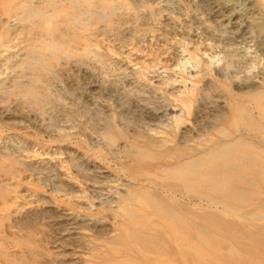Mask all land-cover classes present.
Returning <instances> with one entry per match:
<instances>
[{"label": "rangeland", "instance_id": "rangeland-1", "mask_svg": "<svg viewBox=\"0 0 264 264\" xmlns=\"http://www.w3.org/2000/svg\"><path fill=\"white\" fill-rule=\"evenodd\" d=\"M181 237L264 264V0H0V264Z\"/></svg>", "mask_w": 264, "mask_h": 264}, {"label": "bare ground", "instance_id": "bare-ground-1", "mask_svg": "<svg viewBox=\"0 0 264 264\" xmlns=\"http://www.w3.org/2000/svg\"><path fill=\"white\" fill-rule=\"evenodd\" d=\"M182 238L183 237H181V239H178L179 241L175 240L172 243H170V247H169L170 248L169 255L171 257V260L177 264H190V261L197 262L198 264H250V262L252 263L253 261L256 262V255H258V253L255 250L260 251L261 249V248L257 249L259 245L258 242H255L254 239L248 237L245 240L249 242L250 245L252 244L255 245V246L252 245L254 247L252 255L249 254L250 256L248 257V259L247 258L232 259L228 256V254H225L223 253L222 250H220L221 249L220 247L224 246L222 242H217L213 239L205 240L204 242H190L189 239L187 241L186 239H182ZM243 239H244L243 237L241 238L238 236L233 238L234 243L238 242V244H240L243 241ZM180 240H184L187 243L181 242ZM214 244L216 246V249L211 248V246H213ZM244 245L246 246V244ZM145 246H144L145 251H147L150 254H154V255L157 254L156 247H154L153 244H148V245L146 244ZM192 247L196 248L198 251H201L202 253H198L196 249L195 251L193 249V252H190L189 249H192ZM218 248L219 250H217ZM229 249L231 252L234 251V246H230ZM262 251H264V249Z\"/></svg>", "mask_w": 264, "mask_h": 264}]
</instances>
